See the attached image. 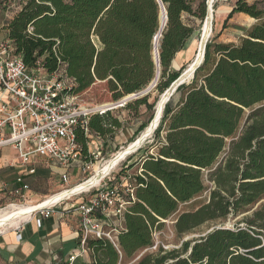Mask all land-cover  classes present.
Here are the masks:
<instances>
[{"label": "trees", "instance_id": "trees-1", "mask_svg": "<svg viewBox=\"0 0 264 264\" xmlns=\"http://www.w3.org/2000/svg\"><path fill=\"white\" fill-rule=\"evenodd\" d=\"M161 2L168 22L159 49L160 95L184 72L185 66L174 69L175 59L189 49L207 17L205 0ZM263 3L237 0L223 29L236 14L256 24L237 44L209 41L194 79L166 104L153 144L138 150L135 162L137 153L129 156L113 176L116 183L126 181L129 190L121 194L129 203L123 214L125 230L118 248L105 239L88 240V264H130L144 252L133 264H264ZM160 13L158 0H20L0 37L13 42L14 54L29 68L40 63L47 73L62 71L74 80L71 94L80 98L97 82H105L113 101L119 102L143 92L156 78L154 38ZM148 100L149 95L135 102L146 106L151 117L130 143L155 116ZM87 128L75 132L84 160L89 159L92 138L102 142L105 155L109 142L125 130L112 111L92 115ZM135 167L139 175H128ZM207 191L201 207L179 212ZM242 215L244 226L237 230L206 234L212 226ZM174 216L179 238L199 237L182 241L177 249H153L154 233Z\"/></svg>", "mask_w": 264, "mask_h": 264}, {"label": "built area", "instance_id": "built-area-1", "mask_svg": "<svg viewBox=\"0 0 264 264\" xmlns=\"http://www.w3.org/2000/svg\"><path fill=\"white\" fill-rule=\"evenodd\" d=\"M1 32L2 27L0 35ZM14 50L11 40L0 37V151L14 150L17 158L14 161L5 158L4 168L18 169L14 180L3 181L0 168V194H4L0 201L9 198L8 203L0 205V212L27 202L32 193L27 178L37 176L41 162L66 170L61 176L62 191L59 193H62L93 177L72 186L69 173L72 166L78 164L77 168L85 176L92 174L95 165L104 160L100 145L90 148L89 159L84 160L75 133L77 127L88 132L90 117L104 110L82 105L80 98L71 94L74 80L67 78L64 72L47 73L40 63L31 69L21 56L14 54ZM114 182L113 177L109 178L101 186L68 196L34 213L32 218L40 227L58 210L77 211L81 233L77 248L64 264L90 263L91 252L87 244L90 239H105L118 248V237L125 230L123 214L129 204L121 194L129 190L124 183ZM85 194L87 199L83 197ZM14 228L8 226V229ZM156 236L157 232L154 240ZM18 238L21 239L20 234ZM156 248L155 243L153 249Z\"/></svg>", "mask_w": 264, "mask_h": 264}, {"label": "rangeland", "instance_id": "rangeland-1", "mask_svg": "<svg viewBox=\"0 0 264 264\" xmlns=\"http://www.w3.org/2000/svg\"><path fill=\"white\" fill-rule=\"evenodd\" d=\"M196 1L203 2L204 0H196ZM257 1H264V0H257ZM205 2L207 6V11H208V5H207L208 0H205ZM236 2L237 0H214L212 2L213 32L210 36L209 41L216 39V42L218 43L228 44L230 43L229 40L237 39V41L239 42L240 40L239 36L241 34L246 33V29L250 26L252 21H250L247 16L241 15V14L234 15V17L229 21L227 28L223 29V24L225 20L227 19L229 13L232 11L233 7L235 6ZM254 2L256 1H252L250 2V4ZM19 3H20V0H0V22L3 20L7 21L8 18L6 16L16 12L18 10ZM262 6H264V3ZM185 20L188 22L187 16L185 17ZM6 21L3 23H6ZM198 25H200L199 22H198ZM202 31H203V28L200 34L191 42L189 49L186 52L181 53L180 60L178 61V63L174 62L175 70H180L183 66L186 67L185 68L186 70L189 67V65L193 62L196 56V52H198ZM137 94H138L137 96L136 95L133 96L126 103L124 104L122 103V105H119L121 102H123V100H125V98L119 102H114L112 99V94L108 90L107 84L105 82H97L89 90L81 94L80 102L84 106L95 107V108H100L104 105L109 104L110 105L109 107H106L102 110L112 111V113L115 116H118L121 119V121L123 122L125 126V130H120L119 133H122L123 139L128 141L125 146L127 147L130 141L133 139L134 134L139 130L140 126L143 123L147 122L151 117V113L148 112L146 106L144 105L139 106L135 102L149 95L148 102L149 104L154 106V111H155L157 103L161 98V95L157 91L156 87L153 86L152 84L146 90H144L143 92L137 93ZM175 97H176L175 100L177 101L178 97L177 96ZM127 104H131V105L127 107ZM153 142H154V133L152 134L151 137L147 139V141L143 143L141 148L145 150L151 144H153ZM115 144L117 145L118 143H115ZM114 146L110 144V148L109 149L107 148V153L108 151L109 153L110 151L112 153L109 155L107 154L103 155L104 160L100 162L99 164H96L95 167L99 166V168H101L107 161L111 160L118 152H120L123 149V148H119V150L117 151L116 149H114ZM139 156L140 155L137 153V157L134 159L133 162H135ZM125 162H127V159L121 162L120 163L121 165H118L113 171H111L107 175V177L102 179V181L100 182L98 186L105 184L106 182H108L109 178L116 176L121 171L122 166L125 164ZM131 163H129V165ZM95 167H94V172H92V174L90 175L82 176L81 181L79 183L87 181L90 179V177L94 176L95 173L99 170V168L95 170ZM139 173H140V170L138 169V167H135L134 169L128 172V175L134 177L137 174L139 175ZM1 178L3 181H7L5 177H2V174H1ZM205 180H206L207 186L211 187V183L208 181L206 175H205ZM30 184L32 188V193L30 197L28 198L27 202H22L21 205H25L31 202L36 203L37 201H43L47 197L52 196L62 191V181H61L60 175L52 173L51 171H49V169L38 170L37 176L33 180L30 181ZM126 184L127 182L124 181L125 186ZM3 195L4 194H0V197H2ZM208 195L209 194L207 191L202 196L197 197L190 203L181 206L179 212L182 213V212H191V211L197 210L204 203H206L208 199ZM83 197L85 199L88 198L87 194H85ZM8 202H9V198L4 199L3 201H0V205L4 206ZM244 216L246 215H242L237 218H230L227 221H224V222L216 224L215 226H212V228L218 227L220 224H223L225 227H229V228H233L235 225L242 226L243 225L242 220ZM175 219H176V216L172 217L168 222L165 223L162 229L157 232V236L155 238L156 247L162 246L166 250H173V249L179 248L181 246L182 241H187V240H191L193 238L199 237V234L195 233V234H190L184 237L183 239L179 238L176 235L175 228H174ZM205 229H207V227H205L204 230ZM143 254H141L140 256H142ZM140 256H138L137 258H139ZM136 259L130 262V264L135 263Z\"/></svg>", "mask_w": 264, "mask_h": 264}, {"label": "crops", "instance_id": "crops-1", "mask_svg": "<svg viewBox=\"0 0 264 264\" xmlns=\"http://www.w3.org/2000/svg\"><path fill=\"white\" fill-rule=\"evenodd\" d=\"M246 1L250 3L257 0ZM13 16V13L7 15V20H10ZM248 18L252 22L246 31L257 22L255 19ZM5 21L6 20L0 22V27L4 26L3 22ZM243 36L244 34H241L239 38ZM229 42L238 43L237 39L229 40ZM184 52L186 51L181 53ZM181 53L177 55L175 59L176 63L180 60ZM127 142L128 141L123 139V134L118 132L116 137L109 142L107 148H110V144L113 146L115 145L114 149L116 150L125 148ZM115 143L118 144L116 145ZM95 145H102V142L92 138L90 148L93 149ZM111 153V151L110 153L108 151L107 155ZM5 158L9 161H14L17 158V153L12 149L0 151L2 177H5L7 181H12L17 177L18 169L4 168ZM77 167L78 164L72 166L69 170L72 186L77 185L83 176ZM45 169H49L52 173L60 175V178L66 172L65 169L57 165L41 162L38 170ZM34 178L35 177L27 178V181L30 183ZM14 227L16 228L0 232V264H64L68 256L77 248L81 233V221L76 210H58L50 219L44 220L40 227L33 218L22 221ZM18 234L21 235V239L18 238ZM79 264L83 263L79 262Z\"/></svg>", "mask_w": 264, "mask_h": 264}, {"label": "bare ground", "instance_id": "bare-ground-1", "mask_svg": "<svg viewBox=\"0 0 264 264\" xmlns=\"http://www.w3.org/2000/svg\"><path fill=\"white\" fill-rule=\"evenodd\" d=\"M213 1L214 0H211L210 5L212 4ZM165 24H166V15L162 9V12L160 13V18H159V25H160L161 33H163ZM211 28H212V20H211V15H210V17L205 21V25L202 31V34L203 33L205 34L204 41L207 39V37L211 36L212 34ZM160 41H161V37H159L158 41H156V47H158ZM202 49H203V45L200 41L198 52H196V56L193 62L189 65V67L185 71H189L191 68H193L194 63L196 62V60H198L197 57L200 60L201 54H198V53H199V50L202 52ZM159 75L160 74L157 72V77ZM133 96L135 95L126 97L124 102H121L119 105H122V103L123 104L126 103ZM167 100H168V95L162 94L156 106L154 120L153 122L150 123L149 127L134 142L130 143L127 147L123 148L111 160L107 161L101 168H99V166H96L95 170L97 168H99V170L95 173V175L88 182H85L84 184H81L79 186L72 188L71 191L57 193L56 195L49 196L40 202H36V203L31 202V203H28L22 206L13 207V208H9L7 210L1 211L0 212V232L7 230L9 225L11 227H14L15 225L20 224L22 221H25V220L27 221L31 219L34 213L40 210L41 208H45L47 206H50L56 202L63 200L64 198L68 196L70 197L71 195L80 194L81 192L86 191L87 189L91 187L99 185L102 179L107 177V175L111 171H113L118 165H121L120 164L121 162L127 159L128 154H130L138 146H142V143L152 136V134L154 133V128L157 125L159 118H161V116L164 113V106ZM109 106L110 105L107 104L100 108L104 109Z\"/></svg>", "mask_w": 264, "mask_h": 264}, {"label": "water", "instance_id": "water-1", "mask_svg": "<svg viewBox=\"0 0 264 264\" xmlns=\"http://www.w3.org/2000/svg\"><path fill=\"white\" fill-rule=\"evenodd\" d=\"M158 2H159L160 7H161V12H162V9H163V11L165 12V15H166V24H165V28H166L167 22H168L167 10H166L164 4L161 2V0H158ZM210 2H211V0H208V4H207L208 5V11H207V17H206L205 21L210 17V15H211V20L213 18V15H212V4L210 5ZM165 28H164L163 32L165 31ZM212 32H213V28H211V33ZM159 37H161V39L163 37V33H161V29L159 30L158 34L154 38V60H155L156 66H157V72L160 74L158 77L156 75L155 80L151 83L155 87L158 85L157 83L159 82L160 77H161V73H162V71H161V64H160V51H159V49H160V43H159L158 47H156V41H158V38ZM204 39H205V34L203 33L201 35V43L203 45V49H202V52L199 50V53H198V54H201L200 60L197 57L198 60H196V62L194 63L193 68H191L189 71H184L180 75V77L164 93V95H168V100H167L166 104L168 102H170V100L172 99V97L176 94V92L178 91V89L181 86L188 84L190 81H192L194 79L196 71L204 63L205 55H206V48H207V45L209 43L210 37H207V39L205 41H204ZM135 95L137 96L138 94H135ZM123 102H124V100H123ZM166 104L164 106V110H165ZM162 118H163V115L161 116V118H159V120L157 122V125L154 128V133L158 129V127L160 126V123H161ZM153 120H154V118H153ZM153 120L151 122H153ZM145 141H147V140H145ZM143 143H142V145H143ZM141 147L142 146H138L137 148H135L130 154H128L127 158L129 156L135 154L136 152H138V150H140ZM242 226H244V225H242ZM239 227L240 226L235 225L233 228H229V227H225L223 224H220L218 227H215V228L210 229L206 234L210 233L214 229H233V230H237Z\"/></svg>", "mask_w": 264, "mask_h": 264}]
</instances>
